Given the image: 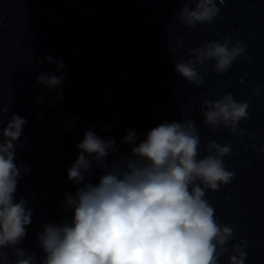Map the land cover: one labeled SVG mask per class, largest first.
<instances>
[{"label":"water","instance_id":"1","mask_svg":"<svg viewBox=\"0 0 264 264\" xmlns=\"http://www.w3.org/2000/svg\"><path fill=\"white\" fill-rule=\"evenodd\" d=\"M182 6L183 0H0V104L26 120L14 162L30 171L18 179L15 200L25 199L33 214L21 247L42 256L35 239L42 225L71 219L63 197L82 185L68 181L66 171L85 131L115 140L117 151L106 157L111 163L129 153L122 143L129 130L140 143L161 123L192 118L201 156L210 140L232 148L223 159L233 179L206 192L217 221L234 226L228 244L246 241L244 264H264V153L258 151L264 147V0H217L213 22L196 28L174 19ZM225 36L242 42L246 58L237 57L223 74L209 61L197 66L203 83L196 85L174 70L192 48ZM46 56L64 67L56 70ZM54 71L65 75L58 88L36 82L41 72ZM225 93L249 101L248 119L237 126L242 136L226 128L213 133L201 123L203 101ZM100 175L94 166L86 182L97 183Z\"/></svg>","mask_w":264,"mask_h":264},{"label":"clouds","instance_id":"2","mask_svg":"<svg viewBox=\"0 0 264 264\" xmlns=\"http://www.w3.org/2000/svg\"><path fill=\"white\" fill-rule=\"evenodd\" d=\"M219 11L217 0H183L174 19L196 28L211 24ZM170 26L166 24V29ZM237 57L246 58L242 42L225 36L192 48L189 59L177 61L174 70L200 85L203 75L197 66L203 69L212 61L214 72L223 74ZM44 59L56 70L64 67L51 56ZM37 69L38 65L32 66ZM64 79L63 73L41 72L36 82L53 90ZM42 99L36 97L37 102ZM248 107V100L237 102L231 93L204 100L201 123L213 133L226 128L242 136L237 126L248 119ZM0 124L4 125L0 128V264H220L226 255L227 264H244L247 242L228 244L234 226L218 222L206 199L207 191L215 192L234 177L223 159L231 155V145L210 140L204 146L208 154L201 156L194 119L161 123L140 143L135 130H129L122 139L130 146L129 153L111 163L106 157L117 151L115 140L85 131L75 146L79 154L66 171L68 181L82 185L63 197V211L71 210V219L42 225L35 236L43 253L39 257L20 246L33 209L25 199L15 200L18 179L30 171L14 162L16 148L23 147L17 141L26 120L9 115V107L0 104ZM258 151L264 153V147ZM94 166L102 169V175L97 183L86 182Z\"/></svg>","mask_w":264,"mask_h":264}]
</instances>
